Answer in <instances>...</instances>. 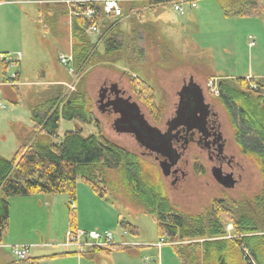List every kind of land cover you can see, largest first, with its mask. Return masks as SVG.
<instances>
[{
    "label": "trees",
    "instance_id": "obj_1",
    "mask_svg": "<svg viewBox=\"0 0 264 264\" xmlns=\"http://www.w3.org/2000/svg\"><path fill=\"white\" fill-rule=\"evenodd\" d=\"M167 2H124L123 11L134 13L120 22L109 20L101 12L94 18L71 17V67L78 81L69 92L62 84L49 85L41 96L28 102L34 124L31 137L11 157L0 156V235L9 223L7 198L31 194L64 193L69 229H76L74 200L76 180L80 177L94 193L105 196V189L112 187L119 190L123 199L148 214L156 222L159 237L171 246L180 264H264V78H219L217 82L219 101L230 117L236 143L259 171L258 193L232 199L212 197L207 205L195 211L174 204L157 165L108 138L93 113L86 88L88 73L83 71L102 64L120 67L117 69L127 76L135 98L157 119L163 104L157 100L153 87L136 71L144 51L139 44L140 33L149 34L150 43L158 44L160 40L154 30L134 24L143 9ZM218 3L226 17L264 16L259 0H218ZM71 5L75 8V4ZM39 13L46 27L55 28L67 17L68 7L62 2H45ZM93 22L99 26L95 38L87 32ZM60 119L94 123L97 133L84 136L80 129L68 130L55 143L52 136ZM227 224L232 228L230 232ZM124 226L132 233L135 230L132 224ZM128 248V244L114 242L109 247L68 253L92 258L97 253Z\"/></svg>",
    "mask_w": 264,
    "mask_h": 264
},
{
    "label": "rangeland",
    "instance_id": "obj_2",
    "mask_svg": "<svg viewBox=\"0 0 264 264\" xmlns=\"http://www.w3.org/2000/svg\"><path fill=\"white\" fill-rule=\"evenodd\" d=\"M0 1H3L0 3V40L7 48L6 51H8L0 53L15 55L12 53L17 50L21 51L20 62L29 74L28 81L35 82L23 85L20 91L21 97L17 105H15L16 107H13L14 104L0 93V100L4 102V108H0V155L9 158L19 144L31 137L33 133L27 103L33 102L36 96H41L44 90L43 81L63 75L68 78L70 74L67 72V67L62 65L57 58L59 51H66L68 48L67 44L63 45L67 34L62 33V38L51 35L46 25L38 18V8L42 7L41 3L38 0ZM167 9L169 10L170 7ZM172 13L173 23L168 22L165 24L158 20L157 30L161 37L172 46L173 52L160 45L159 41L158 44L155 42L150 43L149 34L146 32L140 33L142 39L139 44L144 51L140 57L142 60L137 63L138 70L136 73L153 87L157 100L163 104H160L162 110L157 119L154 120L152 118L154 121H158L159 118L162 119L170 114L175 91L183 77L188 75L200 76L205 80L206 86V81L209 80V78L206 80V77L211 72L218 73L226 67L229 69L234 66L235 61L240 65H247L250 62L254 65L257 63L256 57L258 56L256 54L264 53V46L253 47V53L250 56L251 53H248L249 47L241 45L238 47L235 57L234 52L224 55L221 50V38L211 37L205 32L208 23L207 18L203 17L195 27L192 23H189L184 28L181 24L187 22L185 13L184 15H177L174 11ZM91 36L95 38L93 34ZM247 41L249 42L250 40L247 39ZM260 43L264 44V40L262 39ZM222 58H226V60L222 62ZM117 67L97 64L86 68L83 71V73H88L86 88L93 104V113L99 119L103 132L111 140L131 151L138 152L133 138L128 134L116 132L112 128L111 122L103 114H100L95 107L97 88L102 80L118 81L130 88L127 76L121 73ZM11 71L15 70L12 69ZM139 104L142 106V112L148 114L145 106L140 102ZM58 124V130L52 136V141L55 143H59L64 132L68 130L80 129L84 136L97 133V127L94 123L76 119H60ZM230 125L231 123L228 125L229 129L233 131V127ZM234 146L236 147L234 153L245 168V178L241 184L235 186L232 190L228 187H224V189L216 184L207 171L202 176L193 177L194 179L191 182L194 185L184 192L178 188H171L169 181L164 180L170 200L180 209L195 211L207 205L212 197L232 199L254 196L258 193L261 187L258 169L250 159L242 155L237 144ZM147 161L154 164L150 159ZM202 161L204 166L209 169L205 156ZM113 184L119 185L117 182H113ZM75 194L78 205L77 212L80 213L79 221L82 222L79 226L100 230L108 229L112 231V234L118 240L120 239L119 235L122 234L127 239L141 242L139 246L133 248L134 250H112L109 257L99 255L97 258L96 256L89 258L79 255L83 258V264H180L169 244H164L159 249V252L157 251L158 248L154 244L162 238L157 233L156 222L148 214L134 206L130 200L126 201L123 199L119 190L107 187L105 189L106 195L100 196L94 193L83 179L78 177ZM110 194H113L112 197ZM41 195H48L53 198L54 203L51 208L56 215L53 213L52 216L48 217L46 209H40L37 216H32L31 214L20 215L21 211L18 209V203L11 201L12 199L10 198L12 225L9 228V232L3 234V241L18 240L24 235L25 239L35 241L36 245L39 246L36 248L40 251H46V253L64 251L67 248L61 244V241L63 233L68 227L69 210L65 206L67 197L64 193ZM95 196L98 199H95ZM55 200L59 201V203ZM94 200L97 201L94 202ZM84 204L85 207H83ZM58 208L60 212L63 210L62 215L56 212L55 209ZM125 223L135 226L133 233L124 226ZM24 224L25 226L28 224L31 227L27 234L23 232ZM33 227H37L38 230L32 229ZM21 228L22 232L20 231ZM231 229L230 224H227V230L230 232ZM11 244L8 243L7 245ZM69 249H73V247H69ZM77 255L74 254L73 256ZM38 264H62V261L57 258L52 260H42L40 258Z\"/></svg>",
    "mask_w": 264,
    "mask_h": 264
},
{
    "label": "flooded vegetation",
    "instance_id": "obj_3",
    "mask_svg": "<svg viewBox=\"0 0 264 264\" xmlns=\"http://www.w3.org/2000/svg\"><path fill=\"white\" fill-rule=\"evenodd\" d=\"M204 81L200 76L183 77L175 91L170 114L158 121L142 112V106L132 90L118 81L102 80L95 97L96 109L111 122L112 128L114 120L119 117V113L115 111L128 104L126 98H129L128 102L136 101L139 104L145 119L158 131L145 134V139L141 142L135 139L133 133L125 134L135 141L137 153L157 165L163 180H168L171 188H178L183 192L194 185L191 182L193 177L202 176L206 171L217 185L224 188L212 175V169L215 168L219 169L221 176L231 175L234 186L230 190L245 178V168L234 153V145L237 143L234 130H230L228 126L231 123L230 117L220 103L219 95L212 96ZM102 88H106L102 100L109 103L105 107L98 101ZM160 140L163 141L162 145ZM204 156L209 169L202 161ZM162 162L163 168L160 166ZM169 163L172 165L168 166Z\"/></svg>",
    "mask_w": 264,
    "mask_h": 264
},
{
    "label": "crops",
    "instance_id": "obj_4",
    "mask_svg": "<svg viewBox=\"0 0 264 264\" xmlns=\"http://www.w3.org/2000/svg\"><path fill=\"white\" fill-rule=\"evenodd\" d=\"M53 1H55V0H38V2L41 3V6L45 2H53ZM131 1L139 3V2H142L143 0H131ZM2 2L3 1H0V3H2ZM193 2L195 4L193 7L190 6L189 4L186 6L185 18H187V22H185L181 25L185 28L186 26L189 25V23H192V25L195 27L196 25H198L200 23V21L203 17L207 18L208 23H207V28H206L205 32L208 35H211V37L213 36L215 38H219V37L221 38V43H222L221 50L224 53V55L230 54V52H234V57H235L237 54L238 47L241 45H244V46L249 47L248 48L249 51L248 50L247 51H248V53H251L250 56H252L253 47H263L264 46V44L260 43L262 39L264 40V16L250 15V16H240V17H226V16H224V14L222 13V11L220 9V5L218 3V0H193ZM259 4H260V7L262 8L263 13H264V0H259ZM168 5L170 7L169 10L167 9V8H169ZM40 8H38V13L40 12ZM172 11H174V10L172 9L170 3H168V2L161 4V5H156L154 7L148 8V9H143L142 14L139 16L138 19H136L137 23L134 24L136 26L141 24L139 26H141V27L145 26L144 28H146L147 30H151V29L154 30L155 37L158 40H160V43L164 46V48L168 49L171 52H173L172 46L170 44H168V42L161 37L160 33L157 30V28H158L157 21L158 20L162 21L165 24H167L168 22L173 23ZM39 15H40V13H39ZM70 22L71 21L68 20V15H67L66 18L61 19L60 24L57 25L55 28L46 27L50 31L51 35H53L55 37L62 38V33L67 34V37H65L66 41L63 43V45L67 44L68 48L66 51H59L57 58L59 57V55L61 53H71ZM119 27H120L119 29H124V26H119ZM147 27H149V28H147ZM63 28H64V30H63ZM141 34H143V33H141ZM96 36H97V34H94V37H96ZM247 39H249L250 41L248 42ZM60 44L62 45V43H60ZM256 44H257V46H256ZM6 50H7V48L5 47L3 42L0 40V52H8ZM12 52H14V51H12ZM16 52L20 53V59L18 61L16 68H14V70L17 72L16 80L18 83L15 85L0 86V93H2V95L8 101H10L12 104H14L13 107H16L15 105H17V103L20 100V97H21L20 91L22 90L23 85H28L29 83L32 84V82H34V81H28L29 74L20 62L21 57H22L21 51L17 50L12 54H15ZM256 55L258 56V57H256L257 63H255L254 65L252 64V62L248 63L247 65H240L239 63H237L235 61L234 66L230 67L229 69L226 67V68L222 69L221 71H219L218 73L211 72V74H209L208 77L209 78H218V79L219 78H236V77H244L246 79L260 78V77L264 78V53L263 54L257 53ZM225 60H226V58L225 59L222 58L221 61L224 62ZM2 69H3V67L0 64V75H1ZM223 70H227V71L223 72ZM220 72H223V73H220ZM77 81L78 80H74L72 78V76H70V75L68 78H66L63 75L61 77H56L55 79L43 81L42 85L44 87L43 89H45L46 87H48L49 85H52V84H62L65 86L66 83H74V86H75ZM40 82H42V81H40ZM66 90L69 91L65 86V91ZM0 103L3 104L4 102H2L0 100ZM27 106H28V103H27ZM2 108H4V104H3ZM30 120L32 121L31 117H30ZM33 126H34V124L32 121L31 128H33ZM58 126H59V124H58ZM28 139H26V140H28ZM24 142H22V143H24ZM22 143H20L19 146ZM18 147H17V149H18ZM239 150H240V148H239ZM2 157H4V156H2ZM10 198L12 199L11 201L18 203V209H20V211H21L20 215L26 216L28 214H31L32 216H37L40 209H46V214L48 217L52 216L54 213V211L51 208V205H53L54 200L52 197H50L48 195L42 196L41 194H31V195H26V196L8 197L7 201H8V211H9V223H8V228L5 231H3L0 235V264H34V263L38 264V260L40 258L42 260H44V259L52 260V259H56V258L61 259L62 264H83L84 263L83 258H81L82 256H79V254L77 256H73L75 253H68V252L76 251L77 249L75 247H73V249H69V247H65L67 249L64 251H61V252L56 251V252H52V253H46V251L43 252V251L38 250L36 247H39V246L36 245L35 241H30L28 239H25L23 237L24 235H22L21 238H19L18 240L3 241V238H2L3 234L9 232V228L12 225V223H11L12 222V214H11V208L12 207H11ZM95 199H98V198H96V196H95ZM55 201H57V200H55ZM96 201L97 200H94V202H96ZM57 202L59 203V201H57ZM57 202H55V203H57ZM74 203L76 206L75 211H74V215H75L74 224H75V226L77 228H83L86 230L94 229L92 227L89 228V227L79 226V224L82 222L79 221L80 213L77 212L78 205H77V198L76 197H75ZM79 205H80V201H79ZM83 207H85V204L83 205ZM55 210L59 214L60 213H61V215L63 214V210H61V212L59 211V208L55 209ZM21 218L23 220H25V218H23L22 216H21ZM24 226H25V224H24ZM30 228L31 227L27 224L23 228V232H25V234H27V232L29 231ZM67 228L69 229V216H68V227H66L65 232L68 230ZM32 229L38 230L37 227H33ZM20 231L22 232V228ZM65 232L63 233V236H62L63 238L65 235ZM119 237H120V239L118 240L113 235L114 242L115 243L126 242L128 245H130V248H128V250H134L133 248L135 246H139L141 243V242H138L137 240L127 239L122 234H120ZM63 238H62V240H63ZM8 243H12V244L8 246L7 245ZM61 244H62V241H61ZM15 245L26 246L27 257H28L27 260L14 262L17 258L12 254L10 249L12 246H15ZM162 246L157 247L158 252ZM45 248H47V246H45ZM65 253H67V254H65ZM109 254H110V252L109 253L101 252V253H97V254H95V255L93 254V255L96 256V258H97L99 255L109 257L110 256ZM85 257H87V256H85Z\"/></svg>",
    "mask_w": 264,
    "mask_h": 264
},
{
    "label": "built area",
    "instance_id": "obj_5",
    "mask_svg": "<svg viewBox=\"0 0 264 264\" xmlns=\"http://www.w3.org/2000/svg\"><path fill=\"white\" fill-rule=\"evenodd\" d=\"M64 3L68 7V20L72 16H84L86 18H94L100 12L103 13L109 20L120 22L129 18L134 11L124 12L122 9V3L129 0H57ZM154 1V0H146ZM164 1V0H158ZM171 2L172 8L178 14L185 13L186 4L194 6L192 0H167ZM71 4H75V8ZM87 32L90 34L99 33V26L97 23L93 22L87 27ZM20 59V53L16 52L15 55H6L0 53V64L3 69L0 75V86L15 85L17 84V72L11 71L16 68L18 61ZM59 62L67 67L69 74L73 76V79H77V75L73 73L71 67L72 54L71 53H61L59 55ZM66 88L71 91L74 89V83H66ZM209 92L211 94H218V87L215 79H210L206 84ZM254 86V85H252ZM3 104L0 103V108ZM74 208L75 206L72 205ZM114 244V238L111 230L108 229H91L86 230L83 228H76L74 230L68 229L65 232L64 238L62 240V245L65 247H75L78 251H84L89 247H109ZM165 242L161 239L155 246L160 247ZM12 254L18 259L27 258V248L22 245H15L11 247Z\"/></svg>",
    "mask_w": 264,
    "mask_h": 264
},
{
    "label": "water",
    "instance_id": "obj_6",
    "mask_svg": "<svg viewBox=\"0 0 264 264\" xmlns=\"http://www.w3.org/2000/svg\"><path fill=\"white\" fill-rule=\"evenodd\" d=\"M194 83V82H193ZM114 86L116 84H113ZM194 85H197L194 83ZM106 91V88L100 89L98 101L101 103L102 107L108 106V102H103V94ZM129 98H126L125 101L128 103L126 106H121L115 112L119 113V117L113 122V129L118 133H133L135 139L139 142L145 139V134L150 135L152 132H157L158 129L148 123L145 119L143 113L141 112L140 106L136 101L128 102ZM163 140V137H161ZM160 140L161 145L163 141ZM163 162L160 163L162 167ZM172 164L169 163L168 166ZM163 168V167H162ZM212 175L216 181L224 185L225 187L231 188L234 186V180L231 178V175L221 176L219 169H212Z\"/></svg>",
    "mask_w": 264,
    "mask_h": 264
}]
</instances>
